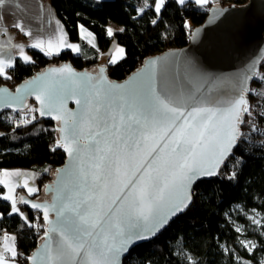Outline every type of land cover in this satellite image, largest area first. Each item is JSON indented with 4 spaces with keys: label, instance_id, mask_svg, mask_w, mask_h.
Instances as JSON below:
<instances>
[{
    "label": "snow or ice",
    "instance_id": "obj_1",
    "mask_svg": "<svg viewBox=\"0 0 264 264\" xmlns=\"http://www.w3.org/2000/svg\"><path fill=\"white\" fill-rule=\"evenodd\" d=\"M174 2L184 7L193 2L204 5L208 0ZM141 3L143 6L137 9L141 17L148 9L159 16L168 0ZM6 10L14 18L10 27L35 40L31 47L43 51L39 32L33 33L25 19L26 0H0V27L5 31ZM158 22L162 21H150L153 25ZM108 35H113L111 29ZM53 39L57 41L55 53ZM60 45L78 51L77 45L67 43L53 28L48 34L47 54L58 55ZM23 60L31 62L27 55ZM110 63L114 65L116 60ZM15 67L14 59L0 56V76L11 79L6 68ZM166 68L164 61H149L146 70L127 84H116L103 75L77 73L70 66L52 68L17 88V94L0 96V109L20 112L27 107L28 97L34 96L39 107H29L28 111L59 122L56 147L64 148L70 161L60 173L51 202L28 199L39 189L26 180L23 183L27 197L21 195L19 200L36 213L34 220L20 210L17 199L10 194L15 191L12 181L0 179V185L8 189L0 200L10 202L9 216L21 217V230L44 229L40 237L43 246L26 257L31 264H121V257L133 244L152 239L173 217L188 209L193 204V185L221 175V167L229 157L235 163L223 174L224 179L239 180L245 157L243 152L237 157L235 150L250 143L251 133L264 135L254 122L253 107L247 99L249 94L264 99V73L253 75L255 69L245 72L234 82L236 95L221 101L214 96L218 81L193 74L183 86H173L163 79ZM99 71L104 73L105 69ZM253 80L261 84V90L250 87ZM69 100L75 101L78 110L66 107ZM255 116L264 119V105ZM4 119L13 117L0 115V120ZM37 119L36 115L26 117L23 125ZM244 126L248 127L247 134ZM260 147L264 149V141ZM3 175L19 178L25 174L3 170ZM47 190L53 191L51 186ZM50 211L56 215L54 222L49 220ZM38 213L48 222L46 229L39 223ZM3 217L0 213V219ZM4 239H8L6 232ZM241 246L250 253L257 247L251 241H241ZM19 256L15 248L0 246V264H17ZM235 260L236 264H251L238 256ZM258 264H264V260Z\"/></svg>",
    "mask_w": 264,
    "mask_h": 264
},
{
    "label": "trees",
    "instance_id": "obj_2",
    "mask_svg": "<svg viewBox=\"0 0 264 264\" xmlns=\"http://www.w3.org/2000/svg\"><path fill=\"white\" fill-rule=\"evenodd\" d=\"M59 19L63 22L72 42H79L81 50L74 52L66 49L58 55H46L39 49L30 48L31 62L17 59L15 69H10L6 75L0 76V86L8 85L14 89L19 83L42 71L48 66L71 62L78 70H93L100 66L102 52L108 51L113 42L124 47V56L113 65L106 61L107 74L112 80L122 81L138 69L146 58L169 49L184 48L189 44L195 27L205 23L209 9L214 4L198 5L195 2L181 7L174 0H168L166 10L157 16L152 9L141 15L137 9L141 0H50ZM153 0H148L151 4ZM247 0H222L221 6L244 5ZM158 19L157 24L150 23ZM112 22L120 29L108 35V24ZM83 26L97 37L98 48L82 42L79 28ZM123 29V31H121ZM264 68V66H263ZM36 106L34 100H29L28 107L22 112L6 111L1 115L11 116L12 120H0V170L2 169H32L40 175L39 192L32 195L38 199L41 188L53 178L51 170L61 166L66 158L62 147H56L59 138L57 123L38 117L27 126L23 120L31 118L29 107ZM258 125L259 116L254 115ZM19 119L17 126L15 122ZM247 119V117H246ZM243 131L247 134L248 127ZM264 135L260 132L250 134V143L235 150L239 157L243 152L245 166L238 181H228L223 174L229 171V160L221 167V175L199 180L193 191V204L187 211L178 216L155 239L134 247L123 264H236L235 257L245 262L258 264L264 257V225L258 229L251 226L243 215H234V208L240 206L243 210L264 213V149L260 147ZM55 148L56 150H51ZM46 169H48L46 171ZM6 193L0 185V195ZM27 194L23 187L17 189V206L34 220L36 213L29 210L19 200V196ZM11 204L0 200V236L5 232L16 237L17 250L20 256L19 264H29L26 257L41 242L44 229L33 231L29 228L21 230L23 221L17 215L9 216ZM41 215L40 213H38ZM243 223L248 230V237L257 245L253 252H248L241 246L240 234L228 220L233 216ZM39 223L46 229L42 215ZM227 249L228 251H225ZM231 253H235V256Z\"/></svg>",
    "mask_w": 264,
    "mask_h": 264
},
{
    "label": "water",
    "instance_id": "obj_3",
    "mask_svg": "<svg viewBox=\"0 0 264 264\" xmlns=\"http://www.w3.org/2000/svg\"><path fill=\"white\" fill-rule=\"evenodd\" d=\"M153 60L166 62L167 68L163 79L169 84L173 86H183L193 74H197L207 80L218 81L219 85L214 90V96L218 97L221 101H228L230 97L236 95L234 82L250 69H255L253 75H256L260 70L261 65L264 63V0H247V3L243 6L213 5L209 9V14L205 23L193 29L189 44L186 47L169 49L146 58L138 69L133 71L122 81L112 80L108 76L107 68L105 66H98L96 69L93 68V70H78L71 64V62H63L59 65L46 67L42 71H39L25 81L19 83L14 89L8 85L0 86V90H8L7 93L0 91V96L17 94L16 89L22 88L26 82L44 74L52 68H62L64 66H70L77 73H88L94 77L97 75H103L116 84H127L145 71L148 62ZM102 67L105 69L104 73H100L99 71ZM157 67L159 68V65ZM157 78L160 79L159 75ZM253 81L250 82V86ZM29 100H34L39 107V102L34 96L28 97L26 101L27 107L29 105ZM27 107H25L24 110ZM66 107L73 111L78 110V106L74 100H69ZM6 111L19 112L17 109L4 108L0 109V115ZM37 114L39 115V113ZM41 118L44 120L55 121L57 123L58 131L59 122L57 120L48 116ZM63 150L65 151L64 148ZM69 163L70 161L66 153L64 163L55 169L52 180L45 184L43 188L44 196H42L41 199H35L32 196L27 197V194L24 196L36 202H51L55 195L54 189L60 179V173L69 165ZM85 163H87V157H85ZM195 185H193V191ZM48 186H51L53 191H48ZM24 206L31 210L29 206ZM186 211L187 209L173 217L169 224ZM40 214L42 215V213ZM55 219V213L50 211L49 220L54 222ZM45 222L47 228L48 222ZM161 232L152 239L139 241L133 244L128 252L121 257V264H123L124 259L134 247L155 239L161 234ZM43 243L44 241L41 240L31 256L35 255L37 251L41 249ZM29 264H31L30 261Z\"/></svg>",
    "mask_w": 264,
    "mask_h": 264
},
{
    "label": "crops",
    "instance_id": "obj_4",
    "mask_svg": "<svg viewBox=\"0 0 264 264\" xmlns=\"http://www.w3.org/2000/svg\"><path fill=\"white\" fill-rule=\"evenodd\" d=\"M221 1L222 0H208V2L204 5L220 4ZM26 9H27V16L25 17V19L29 21V27L31 28L33 33L39 32L40 37L43 41L44 50L42 52H44L46 55H48L47 52L49 51V49H48V34L53 30V28L58 29V34L63 36L64 40H66L67 43H71L74 45H76V43L78 44L77 45L78 51H74V52H79L81 50V45L79 42H72L70 40L68 32L66 30V27L63 24V22L59 19V17L57 15L55 9L53 8L50 0H26ZM9 12H10V10L5 11V18L3 21V23L5 25H8L7 31H5V29L3 27H0V56H3L5 59L11 57L15 61H17V59H21L22 61H24L23 56L27 55L28 57L31 58V61H32L30 48H32L31 45L33 43H35V40H33L32 38H29L28 36H26L22 33H20L18 30L10 27L14 18L9 14ZM47 21H52V24L48 25ZM120 28H121V26H119L115 23L110 22L108 24V29H111L113 33H114V31H116ZM89 33H91L92 35L89 36ZM79 34H80L82 42L88 44L91 47L98 48L97 37L95 36V34L92 31H90L86 27L81 26L79 28ZM17 44H23L24 45L23 49L16 47L15 45H17ZM53 45H54V47L52 48V52L55 53L57 51V46H56L57 41L55 39H53ZM111 46H112L111 55L109 54L108 51L102 52L103 55L108 56V59L101 62L100 65L106 66V64H105L106 61L111 60V56L113 55V53L117 49V43L113 42V44ZM36 49H39V48H36ZM66 49H69V48H67L64 45H60L59 46V53L66 50ZM53 55H57V54H53ZM8 70H10V69L6 68V72ZM3 170H7L9 172L19 171L21 173H24L25 175H23L19 178L8 177V176L3 175ZM38 176H39V172L36 170H32V169H2V170H0V179L5 180L6 182L12 181L13 185L15 186V191L10 193L13 195L14 199L17 198V196H16L17 189L19 187H22L25 180L27 181V183L30 186L34 185L35 187H38V183H37ZM16 180H19L18 185L15 184ZM5 189H6L5 194H8V189L6 187H5ZM7 234H8L7 240L4 239V234L2 236H0V246L7 245L9 248H15L17 250L16 239L15 240L12 239V237L15 235L10 234V233H7ZM6 255H7V253H6ZM17 264H19L18 260H17Z\"/></svg>",
    "mask_w": 264,
    "mask_h": 264
},
{
    "label": "rangeland",
    "instance_id": "obj_5",
    "mask_svg": "<svg viewBox=\"0 0 264 264\" xmlns=\"http://www.w3.org/2000/svg\"><path fill=\"white\" fill-rule=\"evenodd\" d=\"M76 45H78V44L76 43ZM120 48H123L124 49L123 46L117 44V49L113 53V55L111 56V59H114V60L118 61L120 58H122L124 56L125 51L123 53L119 52V49ZM108 52L111 55L112 46L109 48ZM106 59H108V56L102 54L101 57H100V61L103 62ZM100 66H103V65H100ZM258 99H262V98L259 97ZM31 114L34 115L33 113H31ZM47 170L48 169H46V171ZM50 173L53 176L54 173H55V169L51 170ZM40 175H41V173H39L37 183H39ZM37 188L39 189V184H38V187ZM16 196H17V194H16ZM42 196H44L43 188H41V190H40V196L38 198L41 199ZM16 199L18 201V196H17ZM234 210H235L234 211V213H235L234 215H237V214L238 215H243L250 222V225L251 226H255L256 228L260 229L264 225V213H261V212L256 211V210H252L251 212H247L246 213L243 210V208H241L240 206H236L234 208ZM234 215L233 216H228V220L232 223V225L235 227V229H237V228L241 229V231H239V234H240V243H241V241H251L252 243H254L256 245L255 241L253 239H251V238L248 237V233L249 232H248L246 226L243 223H241L240 221H238L234 217ZM253 218H255V220H259L260 223L259 224H256L254 222V219ZM249 246H251V245H249ZM262 260H264V257H263Z\"/></svg>",
    "mask_w": 264,
    "mask_h": 264
},
{
    "label": "built area",
    "instance_id": "obj_6",
    "mask_svg": "<svg viewBox=\"0 0 264 264\" xmlns=\"http://www.w3.org/2000/svg\"><path fill=\"white\" fill-rule=\"evenodd\" d=\"M244 5H245V4H244ZM240 6H243V5H240ZM263 66H264V63L261 65V68H260V70L258 71V73H257L256 75L261 74V73H264V68H263ZM38 72H39V71H36L35 74L38 73ZM250 87H251V88H255V89H257V90H261V84L258 83V82L255 81V80L253 81V83L251 84ZM258 98H259L258 96H256V95H251V94H249V95L247 96V99L249 100L250 104H251L252 107H253L254 115H255V112L260 111V105H264V99H258ZM15 122H16V123H19L20 120H19V119H16ZM257 127L260 128L261 130H264V122L261 121V122L257 125Z\"/></svg>",
    "mask_w": 264,
    "mask_h": 264
}]
</instances>
